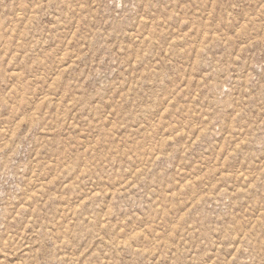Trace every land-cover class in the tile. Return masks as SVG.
Wrapping results in <instances>:
<instances>
[{"label": "rangeland", "instance_id": "374dc122", "mask_svg": "<svg viewBox=\"0 0 264 264\" xmlns=\"http://www.w3.org/2000/svg\"><path fill=\"white\" fill-rule=\"evenodd\" d=\"M0 264H264V0H0Z\"/></svg>", "mask_w": 264, "mask_h": 264}]
</instances>
